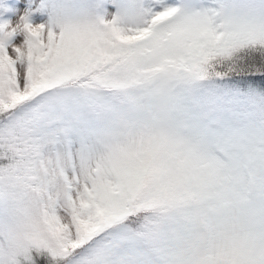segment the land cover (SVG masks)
Returning <instances> with one entry per match:
<instances>
[{
	"label": "snow or ice",
	"instance_id": "obj_1",
	"mask_svg": "<svg viewBox=\"0 0 264 264\" xmlns=\"http://www.w3.org/2000/svg\"><path fill=\"white\" fill-rule=\"evenodd\" d=\"M264 0L0 6V264H264Z\"/></svg>",
	"mask_w": 264,
	"mask_h": 264
},
{
	"label": "rangeland",
	"instance_id": "obj_2",
	"mask_svg": "<svg viewBox=\"0 0 264 264\" xmlns=\"http://www.w3.org/2000/svg\"><path fill=\"white\" fill-rule=\"evenodd\" d=\"M55 4H72L75 0H51ZM9 0H0V6H6ZM257 105L242 103L239 108L240 117L236 125L237 130L264 131V118L259 115Z\"/></svg>",
	"mask_w": 264,
	"mask_h": 264
}]
</instances>
